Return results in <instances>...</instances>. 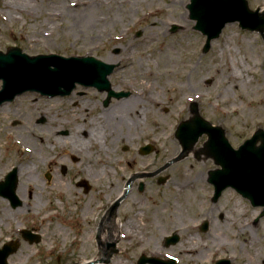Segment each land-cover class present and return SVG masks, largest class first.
<instances>
[{"label": "rangeland", "instance_id": "1", "mask_svg": "<svg viewBox=\"0 0 264 264\" xmlns=\"http://www.w3.org/2000/svg\"><path fill=\"white\" fill-rule=\"evenodd\" d=\"M7 1L0 0L1 52L5 53L15 46L29 56L91 55L104 62L119 64L109 81L112 88L129 92L130 95L118 101L111 100L106 115L112 114V108L120 101L131 102L135 111L141 110V99L133 93L135 89L140 90L138 75L141 72L155 74L159 70L160 48L167 42L179 47L185 36L191 42L189 53L180 50L173 56L179 67L188 61L186 87L190 100H179L178 95L171 91L158 94L160 81L154 78L152 85L155 87L156 103L150 106L152 113H148L146 108L145 113H140L147 127H142L139 120L133 119L138 118L136 115L128 118L125 113L119 114L121 119L116 129L109 126L110 122L107 124L103 115L95 117L94 121L101 119L104 122L96 126L97 132L105 143L108 155L112 149L118 156L122 171L108 167V156L102 158L106 164V174H98L92 169L91 138L83 148L80 147L82 140L76 138V132L73 137L64 138V142L58 143L52 132L54 126L48 128L47 123L36 124V118L46 108H52L54 115V109L58 116L62 115L60 110L66 108L64 103L60 107V103L55 105V101L37 98V95L28 92L16 98L15 102L0 107V181L11 169H17L15 193L21 202L19 207L12 208L7 199L0 198V213L2 207H7L9 214L8 219L0 224V247L10 240L20 242L19 250L8 258V264H83L88 261L103 264L100 262L111 250L112 243L116 252L105 264H137L142 254L160 259L174 258L176 264H214L218 258L228 259L231 264L256 262L258 246L248 251L250 249L245 247L244 241L264 237L263 208L253 207L232 189L225 190L217 202L211 201L213 186L207 182L206 173L216 167L211 159L200 153L206 136L199 138L189 156L164 172L152 178L132 181L114 220L124 232L133 211H141V220L151 219L152 200L161 201L172 196L171 202L166 204L165 216L172 220L173 226L168 224V220L162 222L155 219L157 231L154 232L152 226L146 225L150 232H138L137 235V240L141 239L144 247H139L137 240H121L120 234L118 237L116 235L114 241L103 242L102 231L98 235V246L95 228L102 210L107 209L124 192L133 176L154 173L178 154L180 145L173 132L179 122L193 116L189 108L191 103L196 104L202 118L224 129L227 141L234 149L256 130H264V44L260 36L242 30L236 23L227 24L204 53L202 46L206 38L193 29L194 22L190 20L186 8L189 0H141L130 14H125L126 7L120 2L100 7V18H103L102 15L107 17L105 22L99 18L100 28L95 32V37H83L79 35V30L69 29L78 21L76 6H69L76 0H38L35 5L30 0H12L9 4L13 7L8 9L2 4ZM247 3L251 10L264 8V0H247ZM180 15L184 18H180ZM40 23L67 28L56 30L54 36L40 44L32 41L29 34ZM173 25L178 28L174 33L171 31ZM137 33H140V37H137ZM149 35H156V41L147 43ZM244 38L250 39L252 48L249 53L244 51ZM226 42L228 45H225ZM220 48L223 53L219 54ZM230 52L238 53L236 67ZM242 69V79L250 82L244 87L241 80H235L232 75V72L234 74ZM170 87L181 88V82L174 80ZM86 97L91 100L104 98L102 93L92 92H88ZM149 119L152 121L150 125ZM12 120L19 121V124L13 125ZM156 120L158 123L160 120L166 122V133L159 134ZM79 126H76V131L90 124ZM112 130L115 133L111 145ZM143 130L151 131L143 133ZM68 142L74 146L73 153L79 157L77 163L69 162L67 157L70 151L62 150ZM150 142L154 147L153 153L141 156L138 149ZM60 144L63 146L59 147ZM123 147L128 150L123 152ZM81 149L89 153L87 157L80 155ZM196 153H200V157L194 158ZM60 156H65L66 161L61 163L58 160ZM60 164L72 166L76 171L68 186L65 180L59 183L54 178ZM83 167H88L92 176L90 182L94 185V190L87 195L76 187L83 178ZM48 172L52 174L49 183L44 178ZM185 173L191 179L197 178L196 185H187L186 190L178 194L180 178ZM159 178H166V181L158 184ZM140 184L144 186L141 193L138 192ZM18 188L22 189L23 195L17 194ZM85 207L91 212L86 219L81 214V209ZM239 209L244 212L240 219L235 212ZM247 219H251L252 229L241 231L240 225ZM204 221L209 225L207 232L199 231ZM138 224L141 225V222ZM22 229L38 233L41 236L40 244L23 241L19 234ZM160 234L161 239H158ZM172 234L179 236L178 243L165 246L164 237ZM188 247L204 251L199 250L198 255L181 252L180 249Z\"/></svg>", "mask_w": 264, "mask_h": 264}, {"label": "water", "instance_id": "2", "mask_svg": "<svg viewBox=\"0 0 264 264\" xmlns=\"http://www.w3.org/2000/svg\"><path fill=\"white\" fill-rule=\"evenodd\" d=\"M190 19L195 21L194 29L207 37L204 51L210 47V42L220 35L225 24L238 22L242 29L258 32L264 39V11H251L246 0H190L187 5ZM177 27L173 26L172 31ZM138 36L140 34H137ZM109 65L96 60L93 57H70L64 58L57 55H39L30 57L23 54L18 48L9 49L7 54L0 53V104L11 101L24 92H38L41 95L54 97L69 93L74 84L78 83L86 87L93 86L99 90H109L106 77L114 69ZM110 96L120 98L124 94L109 93ZM192 107L193 119L182 122L176 131V138L181 144V153L163 166L161 172L170 164L181 160L187 155L203 134L208 136L204 149L200 153L207 158H212L216 165L221 168L210 171L209 183L214 186V198L216 201L222 191L228 187L234 188L238 194L249 200L253 206L264 207V131L257 130L250 139L239 146L237 151L233 149L227 139L225 132L220 127L210 125L204 121ZM143 153L150 151L144 148ZM16 170L10 172L5 181L0 183V196L8 198L13 207L20 204L15 195L17 176ZM157 172V173H158ZM150 174L148 176H153ZM165 179L159 180V183ZM143 185H140V191ZM120 200L111 207L110 214H114ZM264 215V212L262 213ZM202 231L207 230L205 222ZM22 235L30 243L38 242V237L32 238L26 232ZM178 236L173 235L165 238V245L178 242ZM17 242L5 244L0 249V264H7L9 255L16 252ZM114 253L110 251L104 260L107 263ZM174 264V261H161L154 258L142 256L138 264ZM216 264H230L228 260L217 261Z\"/></svg>", "mask_w": 264, "mask_h": 264}, {"label": "bare ground", "instance_id": "3", "mask_svg": "<svg viewBox=\"0 0 264 264\" xmlns=\"http://www.w3.org/2000/svg\"><path fill=\"white\" fill-rule=\"evenodd\" d=\"M31 3H33L34 5L37 4L36 2L38 0H30ZM41 1V0H39ZM141 0H111L110 2H104L103 0H76L74 1L73 4H69V6L71 7V5H75V11L78 12V21L74 24V25H70L69 29H76L79 30V35H82L83 37H91V36H96L95 32H97L100 28V19L102 22H105L106 17L107 16H103V18H100L99 14L101 12L100 7H105L108 6L110 4L113 3H117L120 2L123 6L126 7L125 10V14H130L132 13L134 10H136L135 7H137L139 5V2ZM12 0H9V2H4L3 7L4 8H12L13 5L9 4L11 3ZM16 2H20V0H16ZM92 3V4H90ZM69 7V8H70ZM64 10V9H63ZM100 18V19H99ZM180 18H184L183 15H180ZM64 28H67V26H63V25H59L57 26L56 24H45V23H40L38 25H35V27L33 28V30L29 33L32 37V41L37 42V43H44L46 41H48L52 36H54V33L56 30H63ZM101 33L99 32V35ZM148 41L147 43H151L152 41H156V35L151 36L149 35V37L147 38ZM250 39L244 38L243 40V48L244 51H246L247 53H249L250 49L252 48V45H250ZM225 45H228L227 42L225 43ZM191 47V42L188 39L187 36L184 37V40H182V44L179 47H176L174 45V43L172 42H167L165 46H163L162 48H160V54H162V56H159V62H160V68L159 70H157V72L155 74H151V73H146V72H141L138 77H139V87L140 90L135 89L133 93L135 97H139L141 99V103L143 108L141 110H134L133 107L131 106V102H126V101H120L118 104H116L112 109L117 110V112H115L113 110L112 114H108V115H103L104 118L107 121V124H109L110 122V127L112 129H116L119 126L120 123V116L119 114L121 113H125L124 115H127L128 118L133 117L134 115L138 116V118H133V119H137L140 121L141 126H148L145 124V120H144V116L141 117V112L145 113V109L148 113H150V106L152 104L156 103V98H155V87L152 85L153 79L156 78L157 80L160 81V87H159V91L158 94H164L165 93H170L174 92L175 94H177L178 99L179 100H190V96L187 94V87H186V79H188V76L186 75L188 70H187V62H185L184 64L181 65V67H179V63L174 59V54L175 52H179L180 50H183L184 52L189 53ZM246 48V49H245ZM219 50V54L222 52L223 50L220 48ZM217 50V51H218ZM231 57H232V61L234 64V67L237 66L238 64V53L237 52H230ZM249 57H251V55H248ZM131 60L132 58L129 57ZM111 61V60H109ZM243 72L244 70H240V71H236L234 74L232 72V75L234 77L235 80H241V84L244 87L245 84L249 85L250 82L246 81L243 78ZM232 77V78H233ZM227 78V76H226ZM174 80H178L179 82H181V88H171L170 84L174 81ZM228 80V78H227ZM229 83H233V81H230ZM263 87V86H262ZM176 97V98H177ZM264 100V99H263ZM115 112V113H114ZM142 113V114H143ZM152 113V112H151ZM151 119H149V125L151 124ZM157 122V120L155 121V123ZM102 123H104L103 121L97 120L94 121L92 120L90 123L91 127V132H95V134H87V136L85 138H83L84 136L82 135L84 131H81V133L78 135L77 138L82 140V145L81 146H85L88 143V137H91V148L93 150V161H92V166H93V170L95 172H97L98 174H104L106 172V164L104 162V157H108V153L106 152V146L105 143L103 142L102 138L100 137L99 131L98 130V126L102 125ZM158 123V122H157ZM158 131L159 134L162 133H166L167 132V124L164 121H159L158 123ZM97 126V127H96ZM150 129V127L148 128ZM151 131V130H148ZM146 130H143L142 132H148ZM115 131L112 130L111 131V145L113 144V140H114V135ZM87 142V143H86ZM30 161H32V158L30 159ZM29 161V162H30ZM119 158L118 156L114 153V151L111 149L110 151V156H109V161L107 163L108 167L111 168L112 170L115 169L114 167H116L119 171H122L121 166L119 164ZM109 173V172H108ZM106 174V173H105ZM110 174H111V170H110ZM180 185H178V189L177 192L178 194L183 193L186 188L188 187L187 185L190 186H195L196 185V180L195 177L194 179H191L189 175H187V173H185L182 178H180ZM22 181V180H21ZM22 193V189L18 188L17 190V194L23 195ZM152 198V197H151ZM173 199V197H167L165 199H162L161 201H153V206H152V212H153V218L149 219H142L141 217V211H133L131 213V216L129 218L128 221V228L127 230H124V232L121 234V240H128V241H135L137 240V235L138 232H146L149 233L150 230H148L146 227V225H150L154 228V232H156L157 228L155 227V223L154 220H158V221H162L165 222L166 220H168V224L170 226H173V222L171 219H167V217L165 216V207L166 204L171 202V200ZM87 204V203H86ZM135 204V203H134ZM139 208H141V206H138ZM235 210V209H234ZM233 210V211H234ZM8 208L7 207H2L1 213H0V224L3 220L8 219L9 215L8 213ZM238 219L241 218L242 214L244 213L242 210H238L235 211ZM91 213L89 212L88 208H82L81 209V214L82 216H84V218H88L89 214ZM244 216V215H243ZM138 222H141V225L138 224ZM167 227V226H166ZM104 231L102 233V237H101V241L103 242H109V241H114L116 235L118 237V231H120V226L116 224V222L114 221V218L107 221V223H105L104 225ZM151 228V229H153ZM252 229L251 226V219H247L243 222V224L240 225V230L241 231H249ZM161 235L160 234L158 236V239H161ZM138 242H136L138 244L139 247H144L145 245H143L141 239L137 240ZM246 244L245 247H247L248 251H251L253 246H258L256 248L257 250V261L254 262L253 264H259V262L261 264H264V237L263 238H259L257 239H250L248 238L247 240L245 239L244 241ZM85 244V243H84ZM135 245V244H134ZM244 245V244H243ZM204 249H207V251L209 250V248L205 247ZM181 252L187 253V254H191L194 253L195 255L199 254V250L200 251H204L202 249H198L197 251L195 249H191L190 247L188 248H182L180 249ZM253 260L255 261V258H253ZM115 264H120V263H115Z\"/></svg>", "mask_w": 264, "mask_h": 264}, {"label": "flooded vegetation", "instance_id": "4", "mask_svg": "<svg viewBox=\"0 0 264 264\" xmlns=\"http://www.w3.org/2000/svg\"><path fill=\"white\" fill-rule=\"evenodd\" d=\"M89 91L93 93H99L93 89H84L82 87H78L74 91H72L69 95H65L63 97H57L54 99H47V100H51V102L55 101L54 102L55 105L60 103L59 104L60 107H62L63 106L62 103H64L66 108L63 110H60L62 114L60 116H58L55 109H54L55 115L51 113L52 108L44 109V112H43L44 114H41L38 118H36L37 119L36 124L45 125L47 123L48 128H50V126H54L52 128L53 129L52 132L55 138L57 139L58 143L64 142V138L73 137L75 132H76V138L81 133V131H84L82 134L84 136L83 138H85L88 133L91 135L90 127H84L83 130L76 131V126L80 125L78 128L82 126H88V124H90V122L94 120L96 116L106 115L107 108L109 106L108 104H110V102L108 104H105V97H106L105 93H103L104 98L102 100L88 99L86 97V94ZM12 121H13L12 122L13 125L19 124V121L17 120H12ZM90 138L91 137H88V141L90 140ZM62 146L63 144L59 145V147H62ZM80 147L83 148L84 146H80ZM74 149H75L74 146L71 145V143L69 142L66 145V147L62 148V150L64 151L65 150L70 151V155L69 157H67L68 158L67 160L71 163L79 162V159H78L79 157L73 153V151H75ZM88 154L89 153L86 152L84 149L80 150L81 156L86 155L87 157ZM58 160H60V162L63 163V161H66V158L65 156H60ZM59 166L60 167H58L57 172L54 177L56 182L60 183L65 180L66 182L64 183L67 186L70 185V180L76 174V171H74L72 166L66 167L62 164H60ZM81 171L83 172L82 173L83 178H81L80 181L76 184V187L79 189V191H82L83 195H87L88 193H91L94 190V185L90 182V178L92 176L89 173L88 167H83ZM81 171H80V174H81ZM48 176L50 177L49 181H51L52 179L51 172H48ZM93 178H94V175H93ZM46 181L49 183L48 180ZM109 206L110 204L107 206V208H109ZM104 210H106V208L102 210L101 217L99 218V221H97L98 222L97 227L102 222L103 213L105 212Z\"/></svg>", "mask_w": 264, "mask_h": 264}]
</instances>
